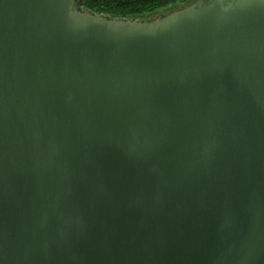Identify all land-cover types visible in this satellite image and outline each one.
<instances>
[{"label": "water", "instance_id": "1", "mask_svg": "<svg viewBox=\"0 0 264 264\" xmlns=\"http://www.w3.org/2000/svg\"><path fill=\"white\" fill-rule=\"evenodd\" d=\"M83 1L0 0V264H264V0Z\"/></svg>", "mask_w": 264, "mask_h": 264}, {"label": "trees", "instance_id": "2", "mask_svg": "<svg viewBox=\"0 0 264 264\" xmlns=\"http://www.w3.org/2000/svg\"><path fill=\"white\" fill-rule=\"evenodd\" d=\"M191 0H84L81 8L92 14L113 18L149 20L161 8L189 3ZM192 2V1H191ZM194 2V1H193ZM173 9L170 12L176 11Z\"/></svg>", "mask_w": 264, "mask_h": 264}, {"label": "rangeland", "instance_id": "3", "mask_svg": "<svg viewBox=\"0 0 264 264\" xmlns=\"http://www.w3.org/2000/svg\"><path fill=\"white\" fill-rule=\"evenodd\" d=\"M191 1L189 3H186V2L180 3V4L176 5V6L173 5V6L168 7V8H161L160 10H158V12H155L153 14V19L157 18V17L164 16V15L170 13V11L173 10V9H181V8L193 3V1H196V0H191ZM130 20H132V19H130ZM149 20H151V19H149ZM138 21H140V20H138Z\"/></svg>", "mask_w": 264, "mask_h": 264}]
</instances>
